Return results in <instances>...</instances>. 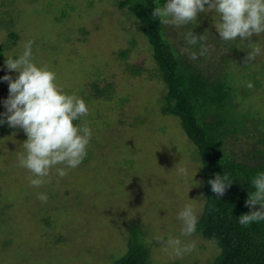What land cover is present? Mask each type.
<instances>
[{
	"label": "rangeland",
	"instance_id": "1",
	"mask_svg": "<svg viewBox=\"0 0 264 264\" xmlns=\"http://www.w3.org/2000/svg\"><path fill=\"white\" fill-rule=\"evenodd\" d=\"M117 1L0 0V75L8 71L15 77L4 59L20 54L31 40L32 60L53 70L63 91L83 98L88 112L75 124L91 130L76 167L59 176L55 168L63 165H55L40 185L32 186L31 173L17 162L25 133L7 123L0 128V264H114L128 251L136 226L150 247V264H214L220 253L197 231L181 233L177 214L183 205H192L196 222L204 209L201 157L179 117L163 113L166 90L149 77L155 66L151 46ZM206 10L216 23L214 9L201 13ZM182 30L170 24L171 39L179 47ZM11 32L18 35L15 42L9 40ZM248 37L260 47L251 59L254 67L245 69L226 48L217 55L229 60L224 69L232 71L231 81L244 91L260 77L255 94L242 100L240 91L235 100L236 110L247 116L238 130L252 136L264 126V32ZM125 50L127 56L120 57ZM212 53L206 67L213 72L219 61ZM129 65L140 68V74L130 75ZM93 83L109 87V97L97 95ZM6 96L7 82L0 81V99ZM251 143L239 134L225 148L243 157ZM181 167L186 175L178 173ZM41 192L47 194L45 201L37 198ZM169 238L178 239V246L190 242L191 251L177 254Z\"/></svg>",
	"mask_w": 264,
	"mask_h": 264
},
{
	"label": "trees",
	"instance_id": "2",
	"mask_svg": "<svg viewBox=\"0 0 264 264\" xmlns=\"http://www.w3.org/2000/svg\"><path fill=\"white\" fill-rule=\"evenodd\" d=\"M117 2L120 8L126 9L130 17L136 19L151 46L155 66L149 77L158 80L161 90H166V93L162 94L165 99L163 113L179 117L186 134L198 148L205 184V203L195 223V231L219 246L220 253L214 264H264V220L253 221L247 225L237 222V216L249 211L244 201L247 192L253 191L250 184L252 176L257 171L264 170V126H257L256 130L251 132L252 136H249L248 132H240L238 129L245 127L247 116L244 112L242 114L236 110L239 101L235 100L238 99L240 91L242 100L255 94L260 77L258 75L257 79L253 80L248 92L244 91L239 88L238 83L231 81L232 71L224 69L229 60L223 59L222 54L217 55L226 48L229 54L234 55L236 61L244 63L245 69L254 67L251 60L246 61L244 49L257 45L256 39L248 37L245 40L237 37L231 41L220 40L212 15L206 10L205 13H198L189 23L179 25V29H183L179 47L171 39L170 24H161L158 18L151 15L152 8L162 5L164 0ZM65 15L66 11H61V16ZM188 31H193L196 35L201 34L204 40L198 41L197 45H188L184 39V34ZM251 38L255 44L250 43V46L247 41ZM16 39V32H11L9 40L15 42ZM134 42L135 39L131 43ZM200 43L204 44L203 52L198 50ZM207 46L212 48V55L219 61L213 72V69L208 71L206 67V58H211ZM6 47L7 45H4L2 48ZM128 52L129 50L120 51L119 55L124 58ZM192 52L196 53L195 59L191 58ZM126 71L137 76L141 69L129 65ZM91 86L97 95L109 97L110 92L106 89L109 87L104 90L96 83ZM2 127L4 128V124L0 128ZM239 134L246 135L254 142L251 143L250 149L242 152L243 157H238L235 153V156H232L225 148L227 144L238 140ZM217 173H227L232 180L219 196L211 191L208 184V180ZM257 208L258 204L252 206V210ZM141 235L143 236L141 228H132L128 251L114 264H150V247L141 240Z\"/></svg>",
	"mask_w": 264,
	"mask_h": 264
},
{
	"label": "clouds",
	"instance_id": "3",
	"mask_svg": "<svg viewBox=\"0 0 264 264\" xmlns=\"http://www.w3.org/2000/svg\"><path fill=\"white\" fill-rule=\"evenodd\" d=\"M206 8L214 9L217 14L214 28L220 40L243 39L253 33L264 32V0H164L162 5L152 8L151 15L158 18L161 24L179 26L189 23ZM184 39L188 45H197L204 37L188 31ZM31 43V40L25 41L20 54L4 59L5 68L17 74L14 78L8 71L0 75V81L7 82V96L0 99L4 109L0 112V124L18 126L25 133L24 151L17 155V162L31 173L28 183L38 186L53 166L63 165L55 168L56 174L63 176L67 169L80 163L91 130L87 124L73 123L88 112L83 98L63 91L55 82V72L46 64H37L32 60ZM198 50H205L203 43L199 44ZM259 51L260 47L253 45L245 54L246 61L253 59ZM191 58H196L195 52L191 53ZM178 173L186 175V169L181 167ZM231 183L227 173L214 174L208 180L211 191L217 196L222 195ZM250 184L253 191L247 192L244 201L249 211L237 216L241 225L264 220V170L257 171ZM37 198L45 201L47 194L38 193ZM257 204L259 208L252 210V206ZM177 215L181 221V233L190 235L196 223L192 205L185 203ZM167 244L177 254L192 248L190 242L178 246L180 241L176 238H169Z\"/></svg>",
	"mask_w": 264,
	"mask_h": 264
}]
</instances>
